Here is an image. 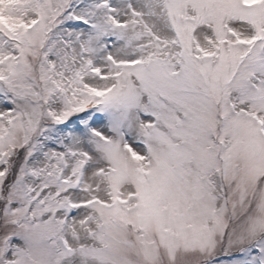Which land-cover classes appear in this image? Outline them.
<instances>
[{
	"label": "snow or ice",
	"instance_id": "obj_1",
	"mask_svg": "<svg viewBox=\"0 0 264 264\" xmlns=\"http://www.w3.org/2000/svg\"><path fill=\"white\" fill-rule=\"evenodd\" d=\"M0 264H264V0H0Z\"/></svg>",
	"mask_w": 264,
	"mask_h": 264
}]
</instances>
